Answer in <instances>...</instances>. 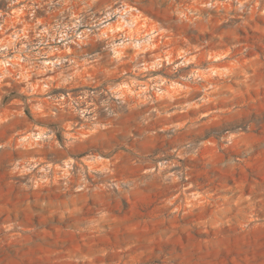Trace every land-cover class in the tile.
<instances>
[{
    "label": "clouds",
    "instance_id": "clouds-1",
    "mask_svg": "<svg viewBox=\"0 0 264 264\" xmlns=\"http://www.w3.org/2000/svg\"><path fill=\"white\" fill-rule=\"evenodd\" d=\"M251 32L264 0H0V264H264Z\"/></svg>",
    "mask_w": 264,
    "mask_h": 264
},
{
    "label": "rangeland",
    "instance_id": "rangeland-1",
    "mask_svg": "<svg viewBox=\"0 0 264 264\" xmlns=\"http://www.w3.org/2000/svg\"><path fill=\"white\" fill-rule=\"evenodd\" d=\"M249 42L252 43L257 50L264 52V33L251 32L249 34ZM7 100V98H5ZM251 119L256 122L258 126H264V110L257 109L252 113Z\"/></svg>",
    "mask_w": 264,
    "mask_h": 264
}]
</instances>
